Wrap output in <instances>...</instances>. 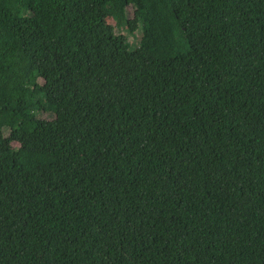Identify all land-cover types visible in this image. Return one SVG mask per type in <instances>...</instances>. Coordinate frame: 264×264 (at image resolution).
<instances>
[{
  "label": "trees",
  "instance_id": "obj_1",
  "mask_svg": "<svg viewBox=\"0 0 264 264\" xmlns=\"http://www.w3.org/2000/svg\"><path fill=\"white\" fill-rule=\"evenodd\" d=\"M0 264H264V0H0Z\"/></svg>",
  "mask_w": 264,
  "mask_h": 264
},
{
  "label": "rangeland",
  "instance_id": "obj_2",
  "mask_svg": "<svg viewBox=\"0 0 264 264\" xmlns=\"http://www.w3.org/2000/svg\"><path fill=\"white\" fill-rule=\"evenodd\" d=\"M107 22H111V18L110 17H107L106 19ZM123 32L127 35V36H130L129 39H130V42H131V45L132 46H135L136 45V42H137V37L139 36V32L136 33L135 36H131L130 33L127 31L126 27L123 28Z\"/></svg>",
  "mask_w": 264,
  "mask_h": 264
}]
</instances>
